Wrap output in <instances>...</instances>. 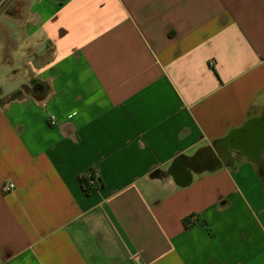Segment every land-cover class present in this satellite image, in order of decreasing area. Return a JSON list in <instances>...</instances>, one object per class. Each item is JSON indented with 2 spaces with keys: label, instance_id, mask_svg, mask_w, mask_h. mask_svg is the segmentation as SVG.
<instances>
[{
  "label": "crops",
  "instance_id": "obj_1",
  "mask_svg": "<svg viewBox=\"0 0 264 264\" xmlns=\"http://www.w3.org/2000/svg\"><path fill=\"white\" fill-rule=\"evenodd\" d=\"M24 1L0 21V264H264V150L225 144L264 111V0Z\"/></svg>",
  "mask_w": 264,
  "mask_h": 264
},
{
  "label": "water",
  "instance_id": "obj_2",
  "mask_svg": "<svg viewBox=\"0 0 264 264\" xmlns=\"http://www.w3.org/2000/svg\"><path fill=\"white\" fill-rule=\"evenodd\" d=\"M225 144L256 157L259 151L264 150V111L259 118L251 119L241 129L231 132Z\"/></svg>",
  "mask_w": 264,
  "mask_h": 264
},
{
  "label": "rangeland",
  "instance_id": "obj_3",
  "mask_svg": "<svg viewBox=\"0 0 264 264\" xmlns=\"http://www.w3.org/2000/svg\"><path fill=\"white\" fill-rule=\"evenodd\" d=\"M4 1V0H3ZM7 1V0H6ZM5 3V2H4ZM11 3V7L9 9H7L5 14L0 13V21L1 18L7 19V20H12L13 22L16 21H22L25 19L26 17V9H27V2L24 0H8L7 4ZM22 6V7H21ZM16 8H21L20 10L16 9ZM16 10H18L16 12ZM3 22V19L2 21ZM7 24H9V22H6ZM0 34H1V30H0ZM19 64H14L13 61L11 63V65L9 64H5V63H1L0 62V80L1 79H5L7 78V76L9 75V71L11 69H19ZM1 84V81H0ZM12 85H3V90H7V88H10Z\"/></svg>",
  "mask_w": 264,
  "mask_h": 264
},
{
  "label": "trees",
  "instance_id": "obj_4",
  "mask_svg": "<svg viewBox=\"0 0 264 264\" xmlns=\"http://www.w3.org/2000/svg\"><path fill=\"white\" fill-rule=\"evenodd\" d=\"M261 179L264 184V173L261 176ZM79 183L86 195H91L95 191H97L101 186L102 183L99 178H96L95 173L91 170L85 171L80 177H79Z\"/></svg>",
  "mask_w": 264,
  "mask_h": 264
},
{
  "label": "built area",
  "instance_id": "obj_5",
  "mask_svg": "<svg viewBox=\"0 0 264 264\" xmlns=\"http://www.w3.org/2000/svg\"><path fill=\"white\" fill-rule=\"evenodd\" d=\"M14 188V185L12 183H6L2 186V191L3 192H9Z\"/></svg>",
  "mask_w": 264,
  "mask_h": 264
},
{
  "label": "flooded vegetation",
  "instance_id": "obj_6",
  "mask_svg": "<svg viewBox=\"0 0 264 264\" xmlns=\"http://www.w3.org/2000/svg\"><path fill=\"white\" fill-rule=\"evenodd\" d=\"M3 1V0H2ZM2 1L0 0V4H2ZM220 155L221 156H225L226 154H225V152H220Z\"/></svg>",
  "mask_w": 264,
  "mask_h": 264
}]
</instances>
